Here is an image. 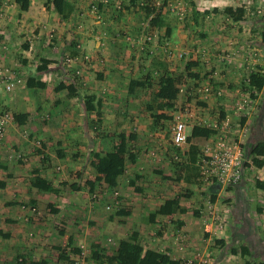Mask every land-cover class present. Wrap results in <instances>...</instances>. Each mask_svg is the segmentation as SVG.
Returning <instances> with one entry per match:
<instances>
[{"label":"crops","instance_id":"crops-1","mask_svg":"<svg viewBox=\"0 0 264 264\" xmlns=\"http://www.w3.org/2000/svg\"><path fill=\"white\" fill-rule=\"evenodd\" d=\"M65 1L72 6V12L66 19H60L51 4L47 3L48 0H28L25 12H20L13 0H10V7L14 8L20 25L16 30L10 25L5 27L7 30L3 23L0 25L7 44L19 32H28L35 26H39L40 31L54 28L57 34H66V40L70 33H77L84 43V47L74 49L35 47L36 43L27 39V44L21 47H0V63L11 69L14 76V86L10 92H3L0 86V102L11 115L0 144V233L3 235H0V264H115L112 259L113 250L119 240L127 238L132 232L144 249L163 253L184 264H242L239 254L229 253V249L239 246L247 248L250 253L247 260L251 264L264 263V190L253 186L254 180L264 182V166L255 168L246 161L244 166L241 165L239 183L227 187L217 185L210 193H207V184L200 188L196 184H188L189 187H195L191 190L197 194V199L203 197L198 193L204 191L203 194H207L208 198L203 203L200 201L194 214L193 207L183 204L175 196L172 198L178 199L179 207L184 212L156 216L151 222L147 220L148 215L165 200L172 199L161 197L162 188L157 183L159 177L167 173L164 172V148L159 151L163 145L160 139H155L160 136L159 132L153 130V133H148L151 130L150 112L142 110L148 122L134 111H128L129 118L124 119V112L115 110L117 105L110 103L113 104L110 105L111 110L104 108L97 117L94 112H85L81 102L84 91L85 96H94L95 100V96L103 93L107 97L111 96L114 101L115 96L121 97L124 90L125 96L135 102L134 97L128 94L127 87L121 88L120 82L125 76V71L121 69L126 67L122 56L126 58L127 53L121 47L123 40L117 38L115 30L121 25V28L131 31L127 34L132 36L137 27L131 16L125 14L119 18L116 13L106 9L111 2L113 8H118L116 5L120 0H99L103 4L98 5L102 13L96 17L100 20H92L95 16L88 14L87 0ZM229 1L196 0V4H204L201 7L205 10L204 15L201 13L199 19L203 16L207 19L205 28L208 47L203 48V51L211 54V58L217 57V53L214 55L217 50H225L239 58L235 65H223L221 68V78L233 84L230 85L231 94L237 98L236 94L240 93L242 87L241 31L242 23L246 22H234L222 13L225 7L231 6L227 3ZM196 10L201 12L202 9ZM213 11L217 16L210 14ZM11 12L12 9L9 13L6 11V24L10 22ZM206 12L209 13L208 17ZM72 24L75 28L66 33L65 28ZM127 39L130 40L129 37ZM259 48L260 51L264 49ZM148 50L151 51V47ZM16 51H20L21 61L13 60ZM36 54L40 60L47 61L46 71H35L40 65L34 59ZM65 56L71 60V67L78 70L80 64L76 65V62L81 58L87 59L88 63L84 67L102 72V79L91 83L90 73L81 72L78 80H71L69 75L72 74H66L65 70L61 73L59 69V63ZM251 64L257 67L261 62L254 60ZM253 66L246 75V82L248 74L255 70ZM24 70L26 75L21 77L20 73ZM97 76L100 78L101 75ZM28 77L43 82L45 88L39 90L26 87ZM60 83L72 84L75 95L68 97L65 90L56 92L54 88ZM87 87L89 91L85 89ZM262 89L255 97L256 101ZM240 99L242 97L233 103L224 104V107L232 104V107L237 106L236 110L242 111ZM261 109L262 113H258L253 122V131L257 129L260 133L264 131L261 126L264 123V108ZM14 115H25L23 124H17ZM94 117L96 123L100 122L98 128L88 123ZM228 117L225 115L218 124H227ZM247 124L245 120L241 132L247 129ZM252 132L249 131L245 141ZM92 136L96 137V143ZM120 136L124 137L130 152L134 154V162H125L123 175L118 178L116 188L109 190L104 184L93 182L95 173L90 162L94 153L110 151ZM189 136L192 139L186 144L187 147L192 144L202 148L207 144L206 138ZM262 137L264 139V135ZM146 139L148 143H144ZM178 160L182 163L180 157ZM76 170L79 173L73 176ZM35 177L51 183L57 193L32 188L30 183ZM134 179L151 181L156 185L140 186ZM130 181L132 185H129ZM86 182H93L90 190ZM180 182L185 185L182 180ZM71 186L77 191L71 190ZM116 197L126 206L128 216L115 217V214L110 215L113 210H105V206H112ZM206 203H209V208H206ZM209 213H219L221 221L213 223L206 231L202 221L205 219L203 215L208 216ZM119 224L121 227H118ZM178 232L187 237L182 250L178 249L175 242ZM213 235L215 237L212 239ZM68 241L70 248L67 246ZM56 248H60L66 260L59 259ZM71 248L76 252H72ZM92 253L95 254L94 259Z\"/></svg>","mask_w":264,"mask_h":264},{"label":"rangeland","instance_id":"rangeland-1","mask_svg":"<svg viewBox=\"0 0 264 264\" xmlns=\"http://www.w3.org/2000/svg\"><path fill=\"white\" fill-rule=\"evenodd\" d=\"M47 3H49V0ZM86 3L88 14L95 16L92 20H100V18L96 17L102 13L101 6L98 5L103 4H101L99 0H87ZM218 3L219 5H224L223 2ZM227 3L231 5L229 7H243L245 9L242 22L246 23H242V31L240 29L242 32V87L239 90L240 93L236 94L237 98H234L231 94L232 90L230 89V85L233 84H228L226 79H224V81L222 79L223 77L221 78V74L223 76L221 68H223V65H235V63L239 61V58L237 59L238 56L229 54V52H225V50H217V52L214 53V55L217 53V57L211 58V54L203 51L208 47L205 28L207 26L205 20L207 19L205 16L199 19L201 13L204 15L205 10L201 8L204 4L199 6L196 4V0H120L119 4L116 5L118 8H113L114 4L112 2L109 6H106L107 10L111 11L113 14L116 13L119 18L125 14L131 16L132 21H134L137 27L136 32H133L134 35H132L134 37L127 34V32L131 33V31L121 28V25H119L120 28L115 30L117 38L123 40L121 47H123V50L127 53L126 58L122 56V58L125 59L124 63L126 67L121 69L125 71V76H123V80L120 82L121 88L123 87V89H125L129 81L132 80L142 82L144 85L143 87L135 88L131 93V97H134L135 102H133L131 98L125 96V90L121 97L115 96L114 101H112L111 96L107 97L105 94L99 93L95 96L97 97L96 100H100L98 111L100 113V110L104 108L111 110L110 105L116 104L117 107L114 106L115 110L117 109L120 112H124V119L129 118L130 114L128 111H134L135 113L141 114L140 116L143 120L145 115L142 113V110L145 111V106L151 103V97L156 89L158 77L161 76L160 74L163 71H167L168 75H180V83L178 85L179 93L175 107L172 110L166 111L164 115L167 119L161 120L158 124L153 126L150 120L149 126L151 130L148 133H153V130L159 132L160 136L155 137V139H160L163 145L159 148V151H162L164 148V172L167 173V175H161L157 182L158 186L162 188L161 197H179L183 204H188V207H193V214L196 211V207L200 205V201L203 203L208 199L207 194H203L205 191L203 193H198V195H202L203 197L197 199V194L191 190L195 187H189L188 184L184 185L180 182V180L183 181L181 178H183L184 168L179 167L172 161V155L177 154L181 160L184 161V153L187 150L186 144L192 139L189 135L196 136L197 139L206 138L205 143H208L218 132L213 125L218 127V123L225 115H229V117L226 119L227 124L225 126V135L223 139L228 144L238 145L242 153V146L245 143V138L249 131L252 132L255 127L253 123L255 117H257L258 113H262L261 107L264 108V88L256 101L259 93H256V98L252 99L246 88L245 81L246 75L251 69L250 67L253 66L251 63H253L254 60L255 62H261V64L257 67L253 66V69L258 68L260 72L264 74V65H262V62H264V49L260 51L259 48L261 47L259 43L260 33L264 30V0H230ZM10 5V0H0V25L3 23L4 28L10 25L16 30L20 22L17 21L18 16L14 12V8L10 7ZM196 8L202 9L201 12H198ZM11 9L12 17L10 22L8 21L6 24L8 19L5 17V14L6 11L9 13ZM206 13V17H208L209 13ZM210 14L217 16V13L214 11ZM116 23L118 24L119 22ZM74 28L75 26L72 24L66 27L65 29L67 30L65 31L69 33ZM166 28L169 29V34H166ZM5 29L7 30L8 28ZM30 29L31 30H28V32H19V34L15 35V38L10 39L7 44L4 36L1 34L3 28L0 27V47H21V45L27 44V39L31 42H35V47H73V49L74 47H84V43L79 39L77 33H70L66 40V34L64 36L57 34L54 28L40 31V27L35 26V28L31 27ZM128 37L131 41L129 39L125 40V38ZM146 38H149L150 42L147 41ZM149 47H151V51L148 50ZM220 47H223V45H220ZM205 53L208 56H206ZM178 54H181L180 58H177ZM220 54L228 56L225 60H220L218 58ZM14 56L16 57H13V60L17 59V62L22 60L20 51H16ZM207 58L208 63L204 62ZM34 59L37 64H40L41 60L38 54H36ZM87 63V59L84 60L83 58H81L79 62H76V65L80 64L78 75L74 74L76 69L74 66L70 67L66 72L60 66L59 69L61 73H72V75H69L71 80H78L81 77V72L83 74L90 73L89 77L91 83L92 81H99L98 79H102V72H97V70L89 68L88 66L84 67ZM158 63L164 65L165 68L161 65L159 66ZM186 63H195L196 65L191 66L187 71L184 70ZM57 70L58 69H56V71ZM217 71L220 73L218 74ZM58 74L57 72L56 75L58 76ZM99 74L101 75L100 78L97 76ZM189 74L192 75V77H189ZM20 75L21 77L26 75V70L20 73ZM217 80H220V82H217ZM200 84L203 85L200 86ZM88 87L85 88L87 91H89ZM217 87L221 89V95L219 97L213 95V90ZM83 93L85 96V91ZM203 95L206 96L204 97ZM240 97H242V99H240L242 111L236 110L237 106L232 107V104L226 108L224 107V104L227 105L229 102L233 103ZM185 99H187V101ZM183 107L191 109V113L200 120V123L191 125L187 128L186 143L176 148L170 142L169 128L174 118L181 114ZM229 107H232L231 111H228ZM225 110L227 112H225ZM108 113L109 112H107V114ZM245 120L248 121L245 127L247 129L241 132ZM146 121L145 118V122ZM88 123L91 127L97 126L98 128L100 125V122L96 123L95 117L92 118V121L89 120ZM92 137L93 142L96 143V137ZM144 143H148L147 139ZM200 150L201 147L199 148V151ZM160 154L158 153V157L161 156ZM241 159L243 160L242 157ZM246 161L244 160L245 164L247 163ZM77 173H79V170H76L73 176L78 175ZM189 176L199 188L204 185L206 186V184L208 187L211 183L216 184V181L213 179L207 181L200 179L198 170L191 169ZM134 180L136 181L137 179ZM137 183L140 184V186L145 185L146 187L147 185H152L153 187L156 185L154 182L152 183L151 181L145 180H137ZM227 186L231 185H225V187ZM97 191L100 193L103 192L102 189H97ZM94 198L96 197L94 196ZM112 210L114 211V208L112 209L111 207L107 211ZM111 214L113 216L115 213L111 212L110 215ZM106 215H108V212ZM114 216L116 217V215ZM203 218H206V216L203 215ZM118 227H121L120 224ZM214 237V235L211 236L212 239ZM181 264L184 263L182 262Z\"/></svg>","mask_w":264,"mask_h":264},{"label":"trees","instance_id":"trees-1","mask_svg":"<svg viewBox=\"0 0 264 264\" xmlns=\"http://www.w3.org/2000/svg\"><path fill=\"white\" fill-rule=\"evenodd\" d=\"M13 2L18 7L20 12H25L28 8V0H13ZM49 3L51 4L52 10L58 15L60 19H66L72 12V6L65 0H49ZM222 13L235 22L243 20L245 9L243 7H225ZM166 34H169L168 28H166ZM259 43L261 47H264V30L260 33ZM40 62V65L35 68V71H46V66L48 64L47 61L41 60ZM158 65H161L163 68H165V66L160 63H158ZM195 65V63H186L184 70L188 71L191 66ZM160 75L161 76L158 77L156 89L151 97V103L145 106V111L150 112L151 124L153 126L158 124L161 120L167 119V117L164 115V112L172 110L175 107L179 93L178 85L180 83V75H168L167 71H163ZM188 76L192 77L190 74ZM246 83V88L249 91V95L252 99H254L255 94L260 92L264 85V74L260 72L258 68H256L248 74ZM25 85L28 88H36L39 90L45 88V84L43 82L36 81L33 77H28ZM143 85L144 84L139 81H129L127 86L128 94H131L135 88L143 87ZM54 90L56 92L65 90L68 97L75 95V88L72 84L63 85L60 83L54 88ZM81 102L85 112H94L95 115L99 117L98 109L100 107V100H95L94 96H84ZM25 117V115H14L13 118L17 124L21 125L23 124ZM261 126L264 127V123ZM257 131V129L256 131L254 130L252 135L247 138L244 145L242 146V166L244 165V160H247L255 168H262L264 166V139L262 137L264 135V131L261 133ZM200 152L201 150L199 151L197 146L189 144L187 150L184 153V161L182 160V163H178L173 160L174 163H176L179 167L184 168L183 181L185 184H196L189 176V172L191 169L198 170L195 165L198 158L200 157ZM175 155L178 156L177 154ZM92 158L93 159L90 162V166L95 173L93 182L102 183L109 190L116 188L118 178L123 175L125 162H134V154L130 152V149L128 148L126 140L123 136H120L117 139L115 145L112 146L110 151L94 153ZM93 182L85 183L89 190L93 186ZM132 184L133 183L130 181L129 185ZM217 185V183H211L207 188V192H212L213 188ZM30 186L42 192L52 194L57 193V190L51 185V183L38 177H35L32 180ZM253 186L256 189L264 190V182L254 180ZM70 188L73 191H77V189H75L73 186ZM114 200L118 202L117 206H112V209L114 208L115 215L119 217L128 216L129 211L127 210L124 203L118 197H116ZM177 212H184V210L179 207L178 199H167L153 213L148 215L147 220L151 222L156 216H171ZM67 246L70 248L69 241ZM56 250L59 252V259L66 260L60 248H56ZM70 250L72 252H76V250L72 248ZM229 253L231 255L239 254L240 258L242 259V264H251L247 260L250 257V253L246 247L239 246L236 248H231L229 249ZM91 256L94 259L95 254L92 253ZM112 259L115 261V264H181L180 261L172 260L163 253L144 249L137 241V236L134 232L130 233L127 238L118 241L115 249L112 252ZM30 264L44 263L33 262Z\"/></svg>","mask_w":264,"mask_h":264},{"label":"built area","instance_id":"built-area-1","mask_svg":"<svg viewBox=\"0 0 264 264\" xmlns=\"http://www.w3.org/2000/svg\"><path fill=\"white\" fill-rule=\"evenodd\" d=\"M150 42L149 38H146ZM177 58L181 57V54L177 55ZM228 55L220 54L218 58L225 60ZM208 58L204 62L208 63ZM59 66L67 71L71 67V60L68 56L62 57ZM72 74V73H69ZM75 75L79 74L78 69L74 71ZM0 86L2 91L8 93L14 86V76L8 67H5L0 63ZM213 95L219 97L221 95V89L218 87L213 90ZM242 106V105H241ZM242 109V107H241ZM243 110V109H242ZM11 118L10 112L5 105L0 102V144L3 141L4 130ZM200 120L193 116L191 109L187 107L182 108L181 114L174 118L169 128L170 142L171 144L179 148L186 143L187 140V128L191 125L199 124ZM226 123L219 124L218 127L213 125L215 130H218L212 139L201 148L200 157L196 162L200 179L207 181L213 179L217 184L225 186L237 184L241 180V165H242V153L238 145L228 144L223 138L225 135ZM178 156L174 155V160L179 163ZM208 202V201H207ZM209 203H206V208H209ZM118 202L113 200L112 206H117ZM111 206V207H112ZM208 206V207H207ZM111 207L106 206L105 209L109 210ZM33 211V209H31ZM39 218V217H38ZM221 221V215L219 213L206 215V218L202 221L203 228L208 231L209 226L213 223H219ZM175 242L179 250H182L187 242V237L184 233L178 232L175 236ZM73 264H78L74 262Z\"/></svg>","mask_w":264,"mask_h":264}]
</instances>
